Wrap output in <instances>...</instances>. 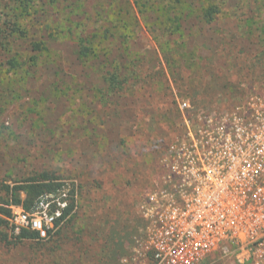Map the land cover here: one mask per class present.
<instances>
[{
  "label": "rangeland",
  "instance_id": "1",
  "mask_svg": "<svg viewBox=\"0 0 264 264\" xmlns=\"http://www.w3.org/2000/svg\"><path fill=\"white\" fill-rule=\"evenodd\" d=\"M15 1L13 7L0 8V26L24 9L22 0ZM37 1L42 0H31ZM226 1L213 22L202 21L197 0L186 2L182 56L174 60L184 76L205 90H200L205 95L196 103L175 85L169 96L159 83L145 90L134 80L126 93L109 91L103 78L117 63L130 64L120 72L129 76L140 60L147 80L160 69L161 52L138 13V24L128 22L137 61L133 52L126 53L122 40L112 37L105 45L108 53L101 52L99 59L83 58L77 35L64 32L48 36L46 51L36 59L30 44L41 40L34 34L40 14L18 17L28 34L10 37L0 51V208L11 209V217H2L6 223L0 226V264H128L125 260L137 255V240L141 242L147 226L141 204L163 187L164 154L184 133L177 101L190 102L192 109L185 114L193 118L264 91V0ZM110 3L52 0L50 21L61 31L81 15L89 28L86 34L98 33L106 16L100 21L85 17ZM15 7L20 9L11 11ZM13 58L18 65L6 66ZM165 71L172 79L167 66ZM102 92L107 101L103 105L98 99ZM44 172L61 184L48 196L65 193V210L72 209L47 238L20 240L21 232L11 222L12 207L33 210L13 205L8 191ZM20 196L26 198L24 192ZM241 253L231 245L229 252H215L203 264H240Z\"/></svg>",
  "mask_w": 264,
  "mask_h": 264
},
{
  "label": "built area",
  "instance_id": "2",
  "mask_svg": "<svg viewBox=\"0 0 264 264\" xmlns=\"http://www.w3.org/2000/svg\"><path fill=\"white\" fill-rule=\"evenodd\" d=\"M184 133L168 146L163 187L141 204L147 224L128 264H203L237 246L240 264H264V91L226 108L185 113ZM41 196L32 212L12 207L15 231L45 239L63 220L67 195Z\"/></svg>",
  "mask_w": 264,
  "mask_h": 264
},
{
  "label": "trees",
  "instance_id": "3",
  "mask_svg": "<svg viewBox=\"0 0 264 264\" xmlns=\"http://www.w3.org/2000/svg\"><path fill=\"white\" fill-rule=\"evenodd\" d=\"M22 1L21 5L24 6V9L22 8L20 10V14L14 13L13 16V18L17 17V19L11 17L0 26V51H2L7 39L10 37H24L28 34L23 28V22L21 23L20 18L18 17H31V15H36L37 13L40 14L39 18H37L39 28L35 29L37 32H34V34H40L41 40L39 42L34 41L30 44L32 51L37 53L35 56L36 59L40 57L39 54H43L46 51V40L49 38L48 36L59 32L67 34L74 33V35H77L79 53H81L83 58L99 59L101 52L105 51V53H108L110 48H106L105 45L109 42L110 37L122 40L123 44L126 46V53L133 52L131 44H129L130 40L133 38V34L128 28V22L134 20L138 24L139 20H137L136 14L138 13L141 19H145L147 31L157 43L159 51L161 52L160 55L162 58H165L164 61L166 60V64L162 62L163 59L161 58L159 64L160 69L156 71L157 75L153 76V78L150 77V79L147 80V76H142L144 71L141 69L142 64H140V60H138L136 64V70L129 76H122L120 72L122 67L127 69L130 68V64L125 63L124 66H122L123 64L116 62L117 64L114 66L113 71L108 72V76L103 78L105 82L109 83V91L118 94H121V92L126 93V91L131 89L129 83L131 80H134L135 85L141 84V88H144L145 90L152 86L155 87L159 83L165 92H168L165 93L168 96L170 94L169 92L173 89L172 87L175 85L176 88L182 92L184 91V97L190 98L193 103H196L197 98L205 95L204 93L200 95V93L202 91L205 92V90L198 88L199 82L197 80H191V82L188 76H184V71L181 69V66L176 65L177 61L174 60L179 59V57L182 56L179 55V53L181 49H183V27L188 20L185 10L187 0H123V2L111 0V3L107 5V7H104L101 12L96 11L94 16L92 13H89L85 17V20L100 21L99 17L103 19L104 15L106 16L104 25L108 26L107 24H109L110 27L108 28L100 25L99 28L95 30L98 33L93 32L90 34H86L88 33L87 31L89 28H87L86 24L82 22L83 17L81 15L77 16L78 20L73 24L71 23L72 25H70V27H62L61 31L58 28L53 27L52 21H50L53 15L49 11L50 6L52 5V0H42L40 2H31V0ZM104 1L108 2V0ZM197 1L200 5L199 11L202 13L201 19L205 22L216 21L219 14L223 12L225 6L228 4L226 0ZM14 2L16 1L0 0V8L7 9ZM39 6L43 8L42 11L39 10ZM11 7L13 6L11 5ZM18 8L19 7L10 9L15 12ZM46 8H48V10H45ZM106 8L108 10V19L105 12ZM138 27V31H143L141 25H138ZM83 34H86V38H83ZM137 57L138 55L133 52L132 58L134 61H137ZM16 61L17 59L13 58L6 63V66L9 65V67L13 68L18 65ZM166 66L170 69L172 79L168 78L165 74ZM30 81L31 79L28 78L27 82L29 83ZM105 96L106 93L102 92V95L98 98L102 105L107 103ZM206 100L207 99H205V102ZM174 103L177 105L176 101H174ZM194 106L195 105H193V107ZM176 111L177 116H180L181 113L178 106ZM56 179L57 178L51 176L50 173L44 172L33 176L28 180H24L20 185L14 186L10 192L8 191V195L13 199V205L23 206L25 210L31 211L33 210L36 199H39L43 195L54 193L61 188V184L55 182ZM21 192L25 193V199L21 198ZM71 209L72 208H68L65 210L63 219L70 213ZM2 217L10 218L11 209L9 208L5 210L0 208V226L6 223V220ZM18 239L41 240L36 232L27 230H23L18 236Z\"/></svg>",
  "mask_w": 264,
  "mask_h": 264
}]
</instances>
